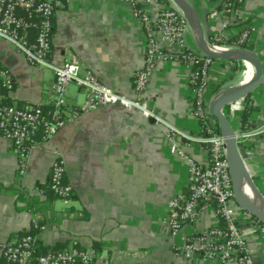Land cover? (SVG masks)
<instances>
[{"label": "crops", "instance_id": "obj_1", "mask_svg": "<svg viewBox=\"0 0 264 264\" xmlns=\"http://www.w3.org/2000/svg\"><path fill=\"white\" fill-rule=\"evenodd\" d=\"M187 1L198 10L208 38L222 23L221 0ZM142 2L138 0L139 5ZM144 8L151 12L157 7ZM237 18L238 29H251L246 49L256 52L264 62V0H245ZM185 40L189 48L197 50L189 29ZM145 44L144 31L126 0H59L55 8L52 61L61 65L76 59L84 70L124 97H133ZM0 66L10 70L14 81L13 90L6 94L7 102L49 108L55 82L51 70L28 65L3 40ZM247 73L244 63L217 62L209 73L208 105L218 91L246 81ZM190 87L189 69L181 60L171 58L159 63L152 73L145 99L164 123L197 136L200 125L189 113ZM248 99L252 109L245 122L252 129L259 128L264 125V85ZM66 100L70 105L82 104L84 93L70 84ZM229 119L240 127L243 117L236 112ZM167 132L165 125L153 118H143L118 105L100 107L83 113L34 147L23 177L11 143L0 136V264L5 244L28 232H34L40 250H61L76 244L93 256L91 264H190L172 251L165 223L166 203L186 191L188 177V163L171 153ZM171 142L197 163L206 162L204 145L187 147L176 136ZM241 153L264 196V134L241 144ZM56 158L64 161V181L72 188L68 205L45 193ZM35 220L43 230H33ZM215 220L210 207L183 232L193 234ZM245 234L254 264H264V244Z\"/></svg>", "mask_w": 264, "mask_h": 264}, {"label": "built area", "instance_id": "obj_2", "mask_svg": "<svg viewBox=\"0 0 264 264\" xmlns=\"http://www.w3.org/2000/svg\"><path fill=\"white\" fill-rule=\"evenodd\" d=\"M126 1L131 4L133 16L139 21L146 37L143 65L135 75L132 98L124 97L100 82L76 59L61 65L52 61V17L59 0H0V40L11 44L28 65L40 71L49 69L55 75L52 99L45 111L40 105H16L6 101V94L13 90L14 81L10 70L0 66V136L11 143L12 152L19 161L18 173L21 177L25 175L34 147L48 141L85 112L118 105L143 118H153L167 128L171 153L184 157L188 163L186 191L175 194L165 207V223L174 254L190 264H254L245 232L264 244V225L236 204L224 141L208 113L206 93L209 73L219 61L187 46L188 23L170 0H143L140 5L138 0ZM244 1L221 0L222 23L207 38L213 49L243 48L248 43L250 27L238 29L236 26L239 8ZM148 5L157 8L148 12L144 8ZM171 58L181 60L190 71L189 113L198 121L200 135L194 136L164 123L147 105L146 90L152 73L159 63ZM70 84L84 93L82 104L70 105L67 102L66 89ZM246 103V97L241 98L224 109L229 122V115H235ZM240 120V127L230 122L235 129L237 143L243 144L264 134V125L252 129ZM174 136L179 137L187 147L204 145L208 153L206 162L200 164L185 155L171 142ZM64 176V161L56 158L50 168L48 187L56 199L68 205L72 199V188L64 181ZM210 207L214 210L215 224L193 234L183 232ZM43 229L44 226L35 220L33 230ZM92 261L93 256L76 244L40 253L36 235L29 232L7 242L1 252V264H91Z\"/></svg>", "mask_w": 264, "mask_h": 264}, {"label": "water", "instance_id": "obj_3", "mask_svg": "<svg viewBox=\"0 0 264 264\" xmlns=\"http://www.w3.org/2000/svg\"><path fill=\"white\" fill-rule=\"evenodd\" d=\"M181 12L192 32L195 47L204 56L215 61L241 62L252 68L251 77L239 85L218 91L208 105V113L217 123L226 150V162L231 178L236 204L264 225V196L255 186L244 163L241 144L237 143L236 132L224 109L231 103L249 96L264 85V62L259 55L246 48H230L224 51L213 49L207 41L198 10L187 0H170Z\"/></svg>", "mask_w": 264, "mask_h": 264}, {"label": "trees", "instance_id": "obj_4", "mask_svg": "<svg viewBox=\"0 0 264 264\" xmlns=\"http://www.w3.org/2000/svg\"><path fill=\"white\" fill-rule=\"evenodd\" d=\"M246 47H248V46H246V45L243 46V48H246ZM232 63H233L234 65L237 64V62H232ZM241 68H243V67H241ZM234 69H238V67H234ZM246 99L248 100V104L244 107V109H242V110L239 111V114L243 117V119H242L243 122L246 121L247 115L250 113V111H251V109H252V108L250 107V102H249L248 96L246 97ZM44 109H45V111H47L48 108H44ZM210 117H211V116H210ZM211 118L214 120L213 117H211ZM214 121H215V120H214ZM215 125H216V127H217V123H216V121H215ZM45 193L48 194L49 196H52V197L56 198V197L52 194V192L50 191V189H49V187H48V183H47V186H46ZM29 233L34 234V232H29ZM48 251H56V250H40V253H46V252H48Z\"/></svg>", "mask_w": 264, "mask_h": 264}, {"label": "bare ground", "instance_id": "obj_5", "mask_svg": "<svg viewBox=\"0 0 264 264\" xmlns=\"http://www.w3.org/2000/svg\"><path fill=\"white\" fill-rule=\"evenodd\" d=\"M251 75H252V68L248 66L247 78L249 79L251 77Z\"/></svg>", "mask_w": 264, "mask_h": 264}, {"label": "rangeland", "instance_id": "obj_6", "mask_svg": "<svg viewBox=\"0 0 264 264\" xmlns=\"http://www.w3.org/2000/svg\"><path fill=\"white\" fill-rule=\"evenodd\" d=\"M245 71H246V70H244V75H245Z\"/></svg>", "mask_w": 264, "mask_h": 264}]
</instances>
